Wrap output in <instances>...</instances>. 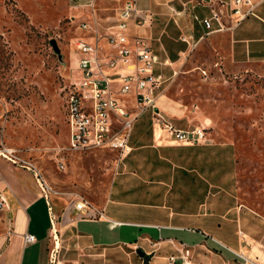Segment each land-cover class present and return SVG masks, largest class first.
Wrapping results in <instances>:
<instances>
[{
    "label": "rangeland",
    "instance_id": "obj_1",
    "mask_svg": "<svg viewBox=\"0 0 264 264\" xmlns=\"http://www.w3.org/2000/svg\"><path fill=\"white\" fill-rule=\"evenodd\" d=\"M180 1L185 0L169 4L179 8ZM70 5L69 0H0V143L12 149L15 162L33 166L52 190L70 188V204L75 198L97 204L114 172L139 175L146 182L171 175V200L185 199L188 211L219 212L233 206L264 217V62L224 67L205 36L190 44L175 72L158 68L169 77L158 107L161 110L174 101L182 110L181 119L163 112L180 128H203L205 141L181 146L161 137L162 144L170 145L160 151L162 159L140 152L130 157L134 165L124 169L122 163L129 155L118 161L106 150H67L64 100L78 76L73 43L78 37L91 36L76 28L82 14ZM96 7L100 17L114 12L110 0H97ZM143 7L153 14L151 31H161L159 11ZM194 13L201 16L205 11L195 9ZM167 23L164 34L177 39L182 28L172 19ZM186 25L196 38L200 31L189 16ZM50 39L59 56L52 51ZM155 43L158 46L161 41ZM123 99L130 103L129 96ZM152 132L148 114H141L133 123L131 146L152 144ZM154 134L159 136L157 131ZM130 167H135L134 174ZM138 206L139 212L152 210ZM211 255V250L194 252L192 261L215 264Z\"/></svg>",
    "mask_w": 264,
    "mask_h": 264
},
{
    "label": "crops",
    "instance_id": "obj_2",
    "mask_svg": "<svg viewBox=\"0 0 264 264\" xmlns=\"http://www.w3.org/2000/svg\"><path fill=\"white\" fill-rule=\"evenodd\" d=\"M139 1L141 6L145 4L159 11L156 15L158 24L162 25L161 31L152 32L150 28L130 25L128 32L148 38L158 59L163 62L155 66L156 69L164 72L172 69L173 72L190 44L205 39V36L209 39L208 46L224 67L230 69L264 62V1L255 8L257 17H247L236 25L230 24L227 30L207 35L197 18L207 15L208 7L193 6V0L180 1L179 8L170 5V0ZM182 4H185L184 11ZM195 9L205 13L198 16ZM188 16L200 31L196 38L187 32L190 28L186 25ZM170 19L183 30L177 39L164 34ZM155 41L161 43L157 46ZM178 41L188 46H181ZM173 102H167L161 110L181 119L182 110ZM152 130L153 143L132 147L129 159L122 163L124 169L132 163L130 157L140 152H152L154 159H162L160 151H166L170 145L161 143V137L166 138L161 130L153 126ZM154 131L159 132V136L153 135ZM130 169L134 174L135 167ZM167 176L166 180L157 178L146 182L139 175L127 177L123 172H114L108 189L97 204H89L85 214L79 215L74 213L68 200L73 197L70 188L51 189L44 198L32 171L0 154V192L6 201V208L0 211V264H141L136 248L149 255V264H159L168 254H176L174 248L180 244L189 248L192 264L194 252L210 250L215 264H264L262 215L233 206L219 212L188 211L185 199L171 200L173 179L171 175ZM183 191L185 195V185ZM138 204L152 210L139 212L135 209ZM198 204L201 206L202 203L199 201ZM141 227L144 230L140 231ZM23 234H32L34 240L24 243ZM51 253H54V262H51Z\"/></svg>",
    "mask_w": 264,
    "mask_h": 264
},
{
    "label": "built area",
    "instance_id": "obj_3",
    "mask_svg": "<svg viewBox=\"0 0 264 264\" xmlns=\"http://www.w3.org/2000/svg\"><path fill=\"white\" fill-rule=\"evenodd\" d=\"M71 8L81 12L76 28L91 33L75 39L78 76L70 83L64 100L67 128V150L86 152L99 149L113 153L118 161L127 157L133 123L147 113L151 125L179 145H200L205 141L204 129L198 126L180 128L158 107L169 77L155 68L162 65L148 38L130 34V25L149 28L152 13L139 0H110L113 13L100 17L97 0H69ZM264 0H193V6L208 7V14L197 18L204 34L227 30L247 17H257L255 8ZM108 9V8H107ZM185 4H182V11ZM111 11V10H110ZM181 40L186 42L184 37ZM129 96L130 103L127 104ZM0 154L12 157V149L0 143ZM38 182L43 197L51 193L40 173L27 164ZM62 168V165H59ZM74 213L84 215L89 203L82 198L72 202ZM6 201L0 192V211ZM53 220L54 216L51 214ZM24 243L32 242V234H23ZM176 254H168L165 264H192L190 250L180 244ZM51 253V262H54ZM55 264H58L55 262Z\"/></svg>",
    "mask_w": 264,
    "mask_h": 264
},
{
    "label": "water",
    "instance_id": "obj_4",
    "mask_svg": "<svg viewBox=\"0 0 264 264\" xmlns=\"http://www.w3.org/2000/svg\"><path fill=\"white\" fill-rule=\"evenodd\" d=\"M49 45L52 49V51L57 55L59 56V50L56 46V43L54 41V39H50L49 40ZM135 253L141 258V264H149L148 263V259H149V255L144 253L141 249L139 248H136L135 249Z\"/></svg>",
    "mask_w": 264,
    "mask_h": 264
}]
</instances>
